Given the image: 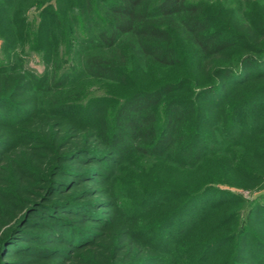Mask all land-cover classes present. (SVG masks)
<instances>
[{
  "label": "trees",
  "instance_id": "trees-1",
  "mask_svg": "<svg viewBox=\"0 0 264 264\" xmlns=\"http://www.w3.org/2000/svg\"><path fill=\"white\" fill-rule=\"evenodd\" d=\"M70 1L71 12L66 0H38L42 8L39 27L42 37H37L36 44L49 55L63 39L71 51L77 48L76 43L96 49L84 56L82 68H70L60 76H37L32 72L15 76L21 71V59L16 57L13 65H0V264H46L51 259H56L52 264H159L161 254L173 253L172 250L174 257L169 264H180V256L185 254H191L189 264H207L217 255L226 258L221 264H242L247 243L251 242L254 244L251 243V251L257 255L255 261L264 264V240L253 233L256 215L264 216L261 205L243 224L241 216L234 213L224 216V223L213 230L216 234L222 226L238 220L237 230L230 234L200 237L190 243L201 228L186 229L191 217L207 227V219L213 213L211 207L218 206L215 209L222 212L228 205L242 202L240 196L215 184L217 173L208 174L203 181H197L192 173L202 171L209 156L216 154L221 132L227 135L235 132L241 141L258 135V124L260 121L262 124L264 116L255 118L257 123L254 119L243 125L242 115L251 113L252 106L257 104L262 107L259 113L264 111L260 103L264 98V10L246 19L247 24L233 25L229 22H234V16L232 19L226 15L230 19L225 23L223 12L213 10L206 1ZM15 2L20 0H0L3 4L0 16L1 12L14 14L18 30L28 25L21 15L30 3L22 6L25 0H21V5L16 6ZM17 32L18 37L17 34L13 37L15 32L2 35L6 53L16 48L19 37L25 40L29 35L22 29ZM234 48L236 52L232 54ZM159 67L177 69L182 78L132 92L117 101L108 120L102 117L103 124L98 120L105 108L104 98L80 100L87 89L83 80H119L128 84L131 69ZM252 82L258 83L250 85ZM187 84L194 98L168 100ZM227 85L233 87L226 91ZM22 86L47 94L45 105L39 99L40 103L33 102L34 110L24 109L15 101L16 91ZM250 91L251 94L243 96ZM213 97L218 100L211 102V107L201 102ZM193 105L197 109L195 114L191 112ZM5 110L10 111L8 117L3 113ZM80 111L92 114L81 116ZM89 124L98 125L94 129L98 132L88 131ZM113 151L118 152L121 162L132 161L138 164V169L154 163L147 159H163L165 167L174 165L178 170L190 172L185 178L189 188H165L159 183L150 188L141 183L127 185L117 197L141 196V199L120 207L114 203V211L122 221L117 217L111 226L110 219L97 213L96 206L103 204V199L88 198L100 192L94 187L100 178L107 180L103 171L91 167L92 164ZM260 158L264 159V154ZM114 160L117 161L116 157ZM75 161L83 167H65ZM106 168L109 167L105 164ZM143 171L144 168L140 172ZM245 174L253 184L262 179L261 173ZM88 182L95 185L71 195L75 188ZM213 195L217 197L211 202ZM163 207L167 210L164 217L155 220L152 219L156 215L149 217V213ZM196 207L200 211L192 212ZM62 213H74L81 218L73 222ZM43 214L50 216L54 225L43 220ZM182 217L188 219L186 225H181L185 227L172 229L182 222ZM37 218L43 223L35 221ZM85 221L95 224L74 226ZM30 227L51 232L46 236L30 233L25 229ZM55 227L65 235L60 237ZM107 229H113V235L107 234ZM153 234L157 239L151 240ZM52 238L70 247L44 249L42 246L52 244L49 242ZM187 242L192 244L190 249L182 246ZM229 245L235 248L230 259L225 249ZM76 249L81 253H75ZM145 250L153 255L141 258L140 253L147 254ZM210 264H217L216 260Z\"/></svg>",
  "mask_w": 264,
  "mask_h": 264
},
{
  "label": "rangeland",
  "instance_id": "rangeland-1",
  "mask_svg": "<svg viewBox=\"0 0 264 264\" xmlns=\"http://www.w3.org/2000/svg\"><path fill=\"white\" fill-rule=\"evenodd\" d=\"M66 1L68 2V5L70 6V12H71L72 2L70 0H66ZM195 1H201L204 3L206 1V3L213 6L212 8L213 10L218 9L219 11H222L223 14L225 15V17L222 18L225 23L229 22V19H230L227 16H231L232 19L234 16V22H229V24L233 23V25L236 22H238V24H241V25L247 24L248 22L246 19H249V17L252 18L253 16L260 14L259 12L261 10H264V0H195ZM20 2H15L16 6H18L19 4L21 5V3H22V6L30 3L24 8L26 13L21 15L23 16V18L26 19V23L30 25V27L26 24L24 25L21 24L24 28L23 27L18 28V30L19 29H22V31L25 30L26 33L29 34V35L27 34L28 37L25 38V40H28V41H25L24 38L22 39L19 37L18 39L20 42L17 43L16 48L13 51H11L12 49H9V51L6 53L4 49V37L2 35L6 32H11V33L15 32L13 37H16V34L18 37V32H17L18 30L16 27V21H15L14 14L12 15L11 13L7 14L4 12V14L2 15L3 12H1V16H0V20H1L0 65L6 66L8 63L13 65L16 63V59H17L16 57L21 59L22 62L19 64V66L21 67L20 68L21 71H17L14 74L15 76L23 75L24 72L25 73L32 72L37 76H41L45 74L46 75L55 74L57 76L58 75L60 76L63 72L70 70V68L72 69L82 68L83 62L85 60L84 56L87 54L93 53L94 51H96V49L94 50V49H89L88 47L86 48L80 47L76 43V46L78 49L77 48L72 49L71 51L66 45L67 41H65V39L60 41L63 43L60 44V46L58 47L59 49L57 48V46L55 49H52L53 53L51 55H49L43 48L38 49L37 44H36L37 37L40 39L42 37L40 33V29H39L40 24H41V19H42L40 16L42 8L41 6H39L38 0L37 1L33 0V2L32 0H25V2H21V3ZM0 5L3 7V4L0 3ZM242 16H244V18ZM54 24L55 23H53L52 25ZM27 28H31V29L27 30ZM230 30L231 29L229 28V30L227 31H230ZM87 33L89 34L90 32L88 31ZM24 34L22 36H24ZM234 49L235 50L232 54L236 52V48ZM131 70H132L130 74L131 78L129 79V81H127L128 84L122 83L119 80L114 81V82H108V81L92 82V81L83 80L85 81V86L87 89L85 90L83 98L82 97L80 98L81 101L83 100L87 101L91 97L95 96L98 98H104L106 102L104 111L102 114H100L101 116L99 117V120H98L99 123L103 124L102 120L104 119L102 117L104 116L105 118L107 117V120H108L116 110V106L118 103L117 101H120V99L123 100V98H125L126 96H129L132 92L136 90L152 89L157 84H160L162 81L163 82H176L182 78V74L177 69H172V68L166 69V68L159 67L158 69L153 68V69H146V70L135 68ZM9 73L13 74L12 71H10ZM254 83H258V82H252L250 83V85ZM232 87H233L232 85H227L225 89H227L226 91H228ZM190 88L191 86H189L188 84L185 85V88L178 90L175 93H173L171 96H169L168 100L171 98H181V99H188L191 97L194 98V96H192V94L189 91ZM245 90H243L242 92L244 93ZM251 93L252 91L247 92L243 96L245 97L246 95H249ZM16 94L17 96H16L15 101L20 102V104L24 107V109L31 110V111L34 110L33 102H39V99H40L41 104L44 106L45 105L44 102L47 100V98H45V95L47 94L45 93L42 94V93H37L35 91H32L30 90L29 86L27 87L22 86V89H18L16 91ZM220 95L222 94L218 93V96ZM243 96L239 97L240 100L241 98H243ZM260 97H263V96H260ZM217 100L218 98L216 97L208 98V100H205L204 98L201 102H203L208 107H211L209 104L211 102L214 103ZM197 101L199 105H201V103L199 102L200 100H197ZM260 103H263V107H264V98L263 100H261ZM251 110H253L251 111V113L249 111L242 115L245 120V122H243V125L249 124L250 121H253L257 117L260 118L264 116V111L263 113H259V111L262 112V107L261 109L258 108V104L257 106H252ZM196 111L197 109L193 105L191 108L192 114H195ZM87 112L84 113L83 111H80V114L81 116H83L84 114L89 115V113L92 114L89 111ZM3 113L5 114L6 117H8L10 114V111L5 110L3 111ZM257 122H258V119L257 120L255 119V123ZM260 122L257 128L258 135H254L253 137L249 136L248 141H243L244 139L241 141L240 137L239 138L236 137L237 135H235V132L230 131L228 135L225 134L224 132H221L219 135L220 143L216 142V146L218 147L216 154L213 156H209L206 163L202 166V169H201L202 171L200 172L196 171L192 173L194 177L197 176L196 177L197 181L198 180L203 181L204 179H207L205 177H207V175L210 173L211 174L217 173L218 175L216 179L217 182L215 184H217L218 187L223 190H227L229 192H232L240 196L242 199V202H239V204L235 203L234 205L230 204V206L228 205L225 208V210H223L222 212L215 209L218 206L211 207V211H213V213H211V215H209V219H207V222H206L208 224L207 227H204L203 224L199 223L200 221L198 220L193 221L191 217L189 226H186V229L187 230H190L192 228H195V229L201 228V229L197 230V232L192 236L193 239L191 242L189 241L190 243H193L196 239H199L200 237L211 238V237H214L215 235H219V234L223 235L225 233L230 234L232 232H235L237 230L236 228L239 226L238 220L229 222L227 225L222 226L223 228L221 232L213 234L214 232L213 230L215 229L216 225H218L219 223L220 224L224 223L223 222L224 220H222L224 216L226 215L229 216L231 214L233 215L234 213L235 214L237 213L239 216H241L240 222L241 224H243L251 215H253V211L255 210V208L258 207V205H261L262 207H264V187H263L264 186V168L262 167V163H264V159H261V158L258 159V156H260V154H264V129H262L264 127V121H262V124H260ZM56 123L60 124V121H57ZM89 125L90 126H89L88 131L92 133L98 132L97 130L98 125H92V124H89ZM95 128L97 129L94 130ZM260 129L262 130L260 131ZM233 133L234 135L230 136ZM209 139L211 138L209 137ZM115 157L117 161L122 160V158H118L119 157L118 152L113 151L106 157L104 155H101V159L97 160L96 162L94 161L95 164L94 165L92 164L91 166V167H94L95 169H99L103 171L104 175L107 177V180L100 178V182L97 185L93 184L92 182H88L84 184L83 186H80L79 188H75L73 192L71 193V195H74V194H77L79 190L84 189L85 187H92L93 185H95L94 187L99 189L100 192H98V195L96 197H93V198L89 197L88 199H90L89 201H91L94 198L103 199L104 203L98 204V206H96L97 213L101 214V216L106 219H110V221L112 222L111 226L114 225L113 220L116 219L115 220V223H116L117 217H118L114 211V203H116V205H119L120 207L122 206V204L132 202V200L138 201L139 199H141V196L117 197L120 191H122V189L126 187L127 185L130 186V184H135V183L140 184L141 183L149 187V186H152L153 184H154L153 186H156V184L159 183L165 188H173V187L189 188L186 184L185 178H187V175H189L190 172H184L182 170H178L176 166L174 165L165 167L163 165H165L164 163L166 161H164L163 159L161 161L147 159L148 161H154V163L151 162L152 165L149 164V166L142 167L141 169L144 168V171L140 172L141 169L140 168L138 169V164L132 163V161L130 162L126 160H123V162L121 161L117 162L114 160ZM157 161H160V162H157ZM129 162L132 163V165L134 166L129 164ZM105 164L109 167L108 169L106 168L107 170L104 169ZM213 165L219 168L215 167L213 171ZM65 167H68L71 169L72 168L77 169L78 167L79 169V167H83V165H81V163H79L78 161H75V162H69L65 164ZM249 171L261 173L262 179L257 180L254 184L250 183L249 178H247V174H245V172H249ZM211 197H213L210 200L212 202L214 201V197H217V196L213 195ZM86 202L88 201L86 200ZM202 204H206V203H202ZM166 211L167 210L164 207L159 208L149 213V217L152 215H156L154 216L152 220H155L157 217H158L157 219H160L166 215ZM194 211H197V212L200 211L199 207L192 209V212ZM43 215L45 216V214ZM62 215L73 220V222L81 218L80 216H77L74 213L72 214L62 213ZM44 216L42 217L43 220H46L47 223H51L52 225H54L53 220L52 218H50V216L49 217L48 216L44 217ZM181 219H182L181 220L182 222L180 224L177 223L176 225H173V227L171 228L176 230L180 227H185L181 225H186L188 222V219H184V217H182ZM256 219L257 221H256V225L253 228V233H257L259 237H262L261 240H264V222H263L264 216H262V214L259 213L256 215ZM43 220L37 218L35 221H39L43 223L42 222ZM118 220L122 221L121 218L119 217H118ZM74 224H75L74 226L76 227H84V226L90 227L94 225L95 223L85 221L84 223L76 222ZM42 227L44 226L42 225ZM42 227H39L38 229H32V227L25 228V229H27L28 231H31L30 233L42 234L44 236L49 235L51 231L49 229L42 228ZM56 229L57 228L55 227V230ZM52 231H54V228L52 229ZM57 232H58V229H57ZM58 233L60 237H63L65 235L64 231L63 232L59 231ZM106 233L109 235H113L112 234L113 229H109V230L107 229ZM53 238L50 239L49 241V242H52V244H49L47 246H42V247L46 250L53 249V248H60V247L65 249L66 247H70V244L64 243V242L60 243L57 241L56 238H55L56 240H54ZM152 238H156V234L155 235L153 234V236L151 235V240ZM189 242L183 243L182 246H185L190 249L192 244H190ZM251 243H247L245 253H243V258H241L243 260L242 264H258L255 261V258H257V255L256 256L253 255V252L251 251ZM29 245H33V243H29ZM225 249H227V252H228L226 254L228 259H230L232 256L235 255V248L232 247L231 245L227 246V248ZM79 251L80 250L76 249L75 253ZM145 251L147 252V254H145L144 252L140 253L141 258H144L146 256L149 257V255L150 256L153 255V252L149 250H145ZM171 252L173 253H170V251L164 252L163 254L158 253L159 255L161 254V257H162L159 264H161L162 262H163L162 264H169L173 260L175 251L172 250ZM191 253L193 254V251ZM194 255H195V252H194ZM16 257H20V256L17 255ZM190 257H191V254L190 256H187V254H185L184 257L180 256L179 263L189 264L191 261ZM55 260L56 259H51L46 264H52L53 262H55ZM213 260H216L217 264H221L226 261V258L225 257L221 258L220 255H217L214 258H212L207 264L213 263Z\"/></svg>",
  "mask_w": 264,
  "mask_h": 264
}]
</instances>
